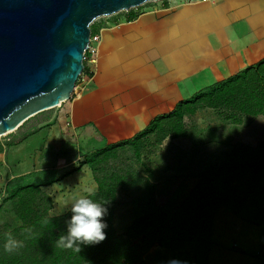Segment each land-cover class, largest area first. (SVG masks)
<instances>
[{"label":"rangeland","instance_id":"374dc122","mask_svg":"<svg viewBox=\"0 0 264 264\" xmlns=\"http://www.w3.org/2000/svg\"><path fill=\"white\" fill-rule=\"evenodd\" d=\"M193 1L156 0L128 11H155L163 8V3L166 7H181L170 13H184L187 19L182 24L180 39L188 38L194 21L213 27L234 21L235 25L230 26L243 31L248 27L249 31L246 21L232 19L234 14V18L247 17L249 9L241 7L245 0L190 4ZM258 2L255 9L264 8V0ZM128 11L97 18L90 25L91 33L125 23ZM189 16L192 18L188 19ZM260 17L254 13L249 22ZM76 93L73 91L71 98ZM68 102L36 115L18 130L0 137V234L22 224L19 207L21 211L30 209L32 214H27L28 218L46 208L49 215L64 214L75 199L95 190L92 185L97 184L96 178L105 180L116 175L121 185L116 190L113 224L119 236L144 215L154 211L164 214L162 219L155 216L152 228L136 242L141 259L134 264H166L177 252L195 257L196 245L174 241L170 222L196 185L203 178L213 179L234 155L250 166L248 172L229 184L238 192L243 213L237 216L224 207L219 209L222 217L213 236L210 264H264V115L251 117L231 110L201 108L185 116V137L166 136L172 124H165L164 131L149 133L142 139L138 156L132 146L117 147L100 155L93 171L87 161L109 144L91 126L82 130L71 128L64 111ZM27 175V181L16 180ZM9 183L12 189L33 185L24 193L23 206L6 193ZM149 191L154 193L153 206L148 203ZM158 243L164 246L159 247Z\"/></svg>","mask_w":264,"mask_h":264},{"label":"crops","instance_id":"0c3cea01","mask_svg":"<svg viewBox=\"0 0 264 264\" xmlns=\"http://www.w3.org/2000/svg\"><path fill=\"white\" fill-rule=\"evenodd\" d=\"M259 3L245 0L241 7L249 9L247 17L233 15V20L246 21L249 31L248 27L243 31L230 26L234 21H226L221 27L194 21L188 38L180 39L187 19L184 13L170 15L181 7H166L165 3L155 11H128L127 17H137L98 30V61L89 65L94 75L85 90L74 94L64 106L71 128L91 126L107 144L130 139L180 101L256 64L264 58V8L255 9ZM254 13L261 15L260 19L249 22ZM216 18L221 21L218 15ZM92 188L95 190L90 193L98 189L97 184ZM221 212L214 218L208 264Z\"/></svg>","mask_w":264,"mask_h":264},{"label":"trees","instance_id":"16d2710c","mask_svg":"<svg viewBox=\"0 0 264 264\" xmlns=\"http://www.w3.org/2000/svg\"><path fill=\"white\" fill-rule=\"evenodd\" d=\"M136 17L137 14H132L127 21H132ZM84 65L86 66L85 63ZM201 108L231 110L251 117L264 115V58L224 80L199 90L190 99L180 101L170 113L155 117L134 137L107 145L92 155L87 163L94 171V162L98 161L100 155L125 145L132 146L138 156L142 139L149 133L164 131V126L168 123L172 125L168 124L170 127L165 133L166 136L185 137L187 135L184 127L185 116ZM249 169V165L231 155L213 179L203 178L196 185L173 216L169 228H172L174 241L194 243L197 254L194 257L189 253L177 252L174 258L187 261V264H208L215 215L221 207L234 215L240 214L238 192L229 188V184L243 176ZM29 178L27 175L18 177L16 180L27 181ZM118 178L116 175L105 180L96 178L98 189L87 195L97 202L107 201L106 207L109 211L104 222L108 227L104 230L106 239L103 242L96 245H81L79 253L59 248L56 246V240L67 233V222L72 216L71 210L58 216H50L49 208H46L28 218L27 214H32L30 209L21 211L19 207V214L23 218L22 224L0 234V264H134L139 262L141 255L136 250V242L142 240L152 228L154 217L158 216L162 219L164 214L154 211L144 215L134 220L124 235L119 236L113 224L116 190L121 185L119 181L117 182ZM32 187L33 185L26 184L12 189L9 183L6 193L11 194L13 200H19L18 204L23 206L24 193ZM153 202L154 193L149 191L148 203L153 206ZM25 229H31V231L27 232ZM9 232L16 239L24 241V247L14 253L4 251L5 234ZM158 246L164 245L158 243Z\"/></svg>","mask_w":264,"mask_h":264},{"label":"water","instance_id":"95a60500","mask_svg":"<svg viewBox=\"0 0 264 264\" xmlns=\"http://www.w3.org/2000/svg\"><path fill=\"white\" fill-rule=\"evenodd\" d=\"M156 0H0V137L70 100L90 25Z\"/></svg>","mask_w":264,"mask_h":264},{"label":"clouds","instance_id":"9594fccd","mask_svg":"<svg viewBox=\"0 0 264 264\" xmlns=\"http://www.w3.org/2000/svg\"><path fill=\"white\" fill-rule=\"evenodd\" d=\"M107 201L97 202L90 196H81L71 204V219L67 222V233L56 240V246L76 253L81 245H96L106 239L108 227L104 218L108 215ZM30 232L31 229H25ZM4 251L14 253L24 247V241L16 239L10 232L5 234ZM166 264H187V261L171 258Z\"/></svg>","mask_w":264,"mask_h":264},{"label":"built area","instance_id":"2783aa9c","mask_svg":"<svg viewBox=\"0 0 264 264\" xmlns=\"http://www.w3.org/2000/svg\"><path fill=\"white\" fill-rule=\"evenodd\" d=\"M209 1H212V0H195L191 3H206ZM100 43H101L100 33H97V34L91 33L89 44L87 46L86 51L84 52L83 64L85 63L86 66L84 65V69L76 82L74 91L83 92L85 90V87L91 81L94 75V71L93 70L89 71V65L95 66L97 64Z\"/></svg>","mask_w":264,"mask_h":264}]
</instances>
